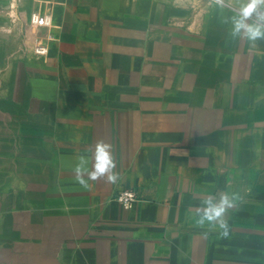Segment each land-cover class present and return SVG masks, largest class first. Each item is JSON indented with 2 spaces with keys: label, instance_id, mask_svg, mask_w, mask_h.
I'll return each instance as SVG.
<instances>
[{
  "label": "crops",
  "instance_id": "crops-1",
  "mask_svg": "<svg viewBox=\"0 0 264 264\" xmlns=\"http://www.w3.org/2000/svg\"><path fill=\"white\" fill-rule=\"evenodd\" d=\"M248 3L0 0V264H264V35L246 31L264 4Z\"/></svg>",
  "mask_w": 264,
  "mask_h": 264
},
{
  "label": "clouds",
  "instance_id": "clouds-1",
  "mask_svg": "<svg viewBox=\"0 0 264 264\" xmlns=\"http://www.w3.org/2000/svg\"><path fill=\"white\" fill-rule=\"evenodd\" d=\"M258 4H264V0H249V3L245 9L246 14L254 10ZM264 27L262 25H248L246 26V31L248 33L249 39H255L261 35H264V32L261 31V28ZM239 30V28H237ZM99 147V146H98ZM104 163H101L97 165V172L91 173V176L93 179L97 177V175L104 173L107 170V166L111 162L110 155L104 151L103 147L100 148V157H99ZM109 180L114 181L115 180V174L109 175ZM228 203L227 199H222L220 205H212L211 202H209V207L205 211V216L209 220H215L219 218L223 212H224V205ZM221 227L227 228L226 222H221ZM225 234L226 231H225Z\"/></svg>",
  "mask_w": 264,
  "mask_h": 264
},
{
  "label": "built area",
  "instance_id": "built-area-1",
  "mask_svg": "<svg viewBox=\"0 0 264 264\" xmlns=\"http://www.w3.org/2000/svg\"><path fill=\"white\" fill-rule=\"evenodd\" d=\"M31 21L33 24L38 26H47L51 24L52 19L50 15H41L40 13H34L31 17ZM34 50L42 55H46L48 53V48L45 45H38L34 48ZM116 200L125 208H131L135 203L140 201V197L134 191L125 190L119 193V195L116 197Z\"/></svg>",
  "mask_w": 264,
  "mask_h": 264
},
{
  "label": "rangeland",
  "instance_id": "rangeland-1",
  "mask_svg": "<svg viewBox=\"0 0 264 264\" xmlns=\"http://www.w3.org/2000/svg\"><path fill=\"white\" fill-rule=\"evenodd\" d=\"M1 242H5V238L4 237H0V243ZM3 246V245H2ZM1 248V247H0ZM7 254V253H6ZM6 258V255H5V253H2V252H0V260H2V259H5Z\"/></svg>",
  "mask_w": 264,
  "mask_h": 264
}]
</instances>
